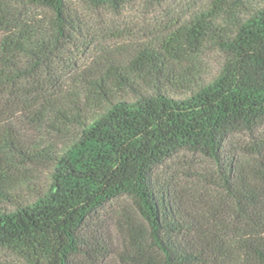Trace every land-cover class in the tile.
<instances>
[{
    "label": "trees",
    "instance_id": "obj_1",
    "mask_svg": "<svg viewBox=\"0 0 264 264\" xmlns=\"http://www.w3.org/2000/svg\"><path fill=\"white\" fill-rule=\"evenodd\" d=\"M72 5L0 0V249L23 264H104L112 252L90 219L125 198L139 220L115 253L124 264H264V148L242 158L230 142L264 125V0H209L154 42L102 52L70 87L43 84L28 104L7 105L29 79L50 75L24 59L80 31ZM212 51L222 63L207 78L200 58ZM26 114L64 142L26 146L14 123ZM182 152L215 164L228 219L197 215L158 172Z\"/></svg>",
    "mask_w": 264,
    "mask_h": 264
},
{
    "label": "rangeland",
    "instance_id": "obj_2",
    "mask_svg": "<svg viewBox=\"0 0 264 264\" xmlns=\"http://www.w3.org/2000/svg\"><path fill=\"white\" fill-rule=\"evenodd\" d=\"M71 1L80 20V31L70 43L58 46V50L46 52L44 57L37 59L29 56L24 59L23 66L27 65L25 69L31 65L32 71L40 74L36 68L39 66L44 74L48 67L50 75L29 79V84L17 96L20 101L12 98L5 101L7 105L21 104L24 100L28 104L34 100V93L39 92L37 88L43 84L70 87L74 83L75 74L90 65L102 52H120L125 56L139 44L154 42L177 23L204 7L209 0H133L116 7H94L81 0ZM28 10L33 12L36 20L43 19L44 13L39 10ZM221 63L222 55L219 52H207L200 58L202 74L207 78L214 77ZM26 117L33 118L26 114L14 119L15 129L26 146L32 147L36 143L46 145L49 141L61 145L64 142L46 124L34 125ZM230 142L237 150L236 155L245 158L252 149L264 148V125L253 134H235ZM48 172L47 167H41L35 172L40 185L48 183ZM158 172L197 215L205 218L213 216L218 220H226L232 215L234 207L221 191L216 166L209 159L182 152L168 160ZM130 218L139 220L132 204L125 198L115 199L92 215L90 229L106 242L112 252L104 264H124L118 258L125 257H118L115 253L126 251L129 240L125 235L128 228L125 225L130 224ZM0 264L23 263L15 255L0 249Z\"/></svg>",
    "mask_w": 264,
    "mask_h": 264
}]
</instances>
